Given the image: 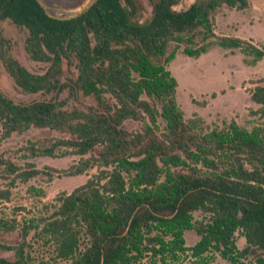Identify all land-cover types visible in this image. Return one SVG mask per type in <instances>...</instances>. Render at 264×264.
I'll list each match as a JSON object with an SVG mask.
<instances>
[{
    "label": "trees",
    "instance_id": "16d2710c",
    "mask_svg": "<svg viewBox=\"0 0 264 264\" xmlns=\"http://www.w3.org/2000/svg\"><path fill=\"white\" fill-rule=\"evenodd\" d=\"M147 1L152 15L140 23L135 0H93L70 20L49 17L36 0H0V21L24 29L28 58L47 65L42 74L29 72L0 37V61L15 87L23 94L68 91L63 100L28 104L0 93V142L31 127L64 133L67 138L42 147L31 143L26 152L77 156L57 177L94 170L83 184L44 204V214L23 220L20 242L0 245L13 251L14 260L0 258V264H171L187 253L203 264L210 251L236 264L252 249L264 250V126L248 131L231 121L205 130L196 114L185 120L175 96L178 83L167 69L178 45L193 43L198 28L203 45L185 47L190 57L218 45L263 59V47L214 34L217 8L241 11L249 0H193L179 11L173 8L182 0ZM64 64L74 67L75 79L61 82ZM77 96L91 97L95 106L68 108L67 99ZM250 99L264 117V86L256 85ZM128 120L141 130L127 131ZM0 165L23 183L40 173L2 159ZM8 196L0 192V201ZM199 210L208 216L194 220ZM17 224L0 220V231ZM185 231L199 238L192 247L185 246ZM30 232L48 256L32 255ZM236 235L245 240L243 250Z\"/></svg>",
    "mask_w": 264,
    "mask_h": 264
},
{
    "label": "rangeland",
    "instance_id": "374dc122",
    "mask_svg": "<svg viewBox=\"0 0 264 264\" xmlns=\"http://www.w3.org/2000/svg\"><path fill=\"white\" fill-rule=\"evenodd\" d=\"M48 14L58 17L73 16L87 0H40ZM93 2V0H91ZM91 2V3H92ZM193 0H182L173 9H186ZM76 4V5H75ZM250 7L236 11L227 6L217 8L214 18V34L216 36L237 37L251 42L257 47L264 48V0H249ZM136 11L134 18L140 23L148 21L152 15V3L147 0H135ZM191 34H185L188 37ZM0 37L6 39L11 46V55L29 72L42 74L47 65L30 60L24 50L26 31L15 26L9 20L0 21ZM202 30L198 28L192 34L191 44H179L174 60L167 66L168 71L176 79V101L183 117L188 120L197 115L204 124L205 130L213 127L223 128L234 121L238 126L250 131L254 127L264 126V117L256 113L259 106L250 99V92L256 85L264 86V58L254 60L253 56L245 55L239 49H224L211 45L207 51L198 57H190L183 52L185 47L196 49L203 45ZM212 40V39H210ZM175 45H169L170 52ZM76 70L72 66L63 65L61 82L75 79ZM0 93L14 103L28 104L34 101L63 100L68 91L59 95L53 93L23 94L14 85L0 61ZM68 108L85 109L95 106L91 97H70L67 99ZM160 128L164 123L158 120ZM124 128L129 132L141 130L137 121L124 122ZM68 135L48 129L34 127L22 133H12L9 138L0 142V159L20 167L23 171L31 166L40 171L34 178L23 183L9 174L0 165V192H8V199L0 201V220L18 222L16 228L9 232L0 231V245L16 246L20 240V225L24 219L38 217L44 214L42 206L52 202L57 194L71 192L83 184L94 170L75 177H57L56 171L67 169L77 156L66 157H30L26 148L31 143L37 147L46 146L52 139L67 138ZM51 180H49V176ZM42 192V193H39ZM208 216L203 210L194 211V220ZM198 236L194 231L184 232L186 247H192ZM33 249L31 253L36 258L48 256V250L33 243L32 232L27 239ZM40 244V243H39ZM238 250L246 246L244 238L236 235ZM0 258L14 260L13 251L0 250ZM203 264H230L216 252L210 251L204 255ZM261 262H260V261ZM148 264V263H146ZM171 264H197V261L187 253ZM236 264H264V250L252 249L247 255L238 258Z\"/></svg>",
    "mask_w": 264,
    "mask_h": 264
},
{
    "label": "water",
    "instance_id": "95a60500",
    "mask_svg": "<svg viewBox=\"0 0 264 264\" xmlns=\"http://www.w3.org/2000/svg\"><path fill=\"white\" fill-rule=\"evenodd\" d=\"M37 3L39 4V6L42 8V9H45L42 2L40 0H36ZM91 0H87L86 3L81 6L77 12L73 15V16H68V17H58V16H54V15H51V14H48L49 17L51 18H55V19H60V20H70V19H74V18H77L85 9L88 8V6L91 4Z\"/></svg>",
    "mask_w": 264,
    "mask_h": 264
}]
</instances>
